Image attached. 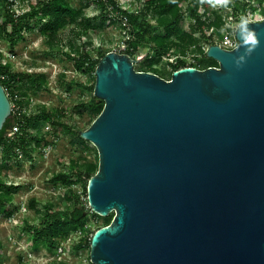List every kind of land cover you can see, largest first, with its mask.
I'll return each mask as SVG.
<instances>
[{
    "label": "water",
    "instance_id": "obj_1",
    "mask_svg": "<svg viewBox=\"0 0 264 264\" xmlns=\"http://www.w3.org/2000/svg\"><path fill=\"white\" fill-rule=\"evenodd\" d=\"M217 66L168 79L114 50L94 69L103 107L79 136L97 151L87 203L109 223L92 264H264V17L243 20ZM0 83V129L10 114Z\"/></svg>",
    "mask_w": 264,
    "mask_h": 264
},
{
    "label": "rangeland",
    "instance_id": "obj_2",
    "mask_svg": "<svg viewBox=\"0 0 264 264\" xmlns=\"http://www.w3.org/2000/svg\"><path fill=\"white\" fill-rule=\"evenodd\" d=\"M69 1L72 5L84 2ZM140 1L117 0V3L120 9L135 11ZM248 1L247 3L245 0L247 4L242 7L240 3L243 1L238 0V3H235L238 9L234 13L233 8L224 5L226 0H213L211 10L207 12L206 17L208 21H212L214 19L212 10L216 11L221 15V26L209 27L205 36L200 37L195 45L187 46L184 54H181L178 48L169 49L167 54L153 64L157 69L156 74L168 79L171 74L170 64L177 57H181L187 64L205 65L207 59L197 53L196 46L199 45L204 52L212 43L223 46L227 44V40L233 41L234 29L238 22L264 15V0ZM24 3L25 1L17 0V5L12 8L20 12L25 7ZM84 11L83 17L77 18L75 22H67L61 28L60 41L53 45L47 43L46 37L41 35L36 27L30 31H23V36L18 38L12 50H9V40L0 34L2 62H8L11 71L39 72L46 80L45 87L22 86L27 97L22 98L19 93L22 98L21 111L28 115L35 106L43 104L54 111V117L58 121L67 122L77 132L86 129L91 118L86 113L79 114L73 106L88 98L84 85L89 83L92 74L76 71L73 60L66 53L72 56L78 48L79 51L85 50L93 57H97L101 52L118 51L120 44L126 38L127 31L124 21L114 24L106 21L94 33L89 24L98 23L96 18L93 19L98 14V8L91 3ZM187 13V10L183 11L185 21L182 28L188 20ZM147 18L154 23L155 14L149 13ZM79 21H83V27L88 26L86 32L81 31V28L79 30L75 28ZM144 55L145 49H142L134 57L137 68L144 66ZM72 80L80 82L81 85L71 84ZM24 130L29 134L26 145L28 150L23 151L18 148L20 153L17 154V158L8 161V168L0 165V179L16 186L11 202L16 208L11 213L0 212V264H92L86 247L81 249L74 247L72 241L77 237L71 236L74 235L71 234L72 232L68 234L71 238L57 239L50 247L40 240H34L28 225L39 223L48 212V207L51 209L71 207V189L80 192L82 189L80 184H72L68 187L61 182L53 183L50 179L55 173L66 170L61 162L63 160L68 158H76L79 161L94 160L97 153L95 146L89 141L86 148L74 144L73 137L68 131L59 129L52 122L40 121L37 124H28ZM17 133L19 131L8 134L7 130L5 136L12 137ZM33 136L41 139L36 142ZM1 146L0 144V149ZM32 198L34 205L30 206ZM108 217H113V212L98 217L90 213L89 221L83 230L105 224Z\"/></svg>",
    "mask_w": 264,
    "mask_h": 264
},
{
    "label": "trees",
    "instance_id": "obj_3",
    "mask_svg": "<svg viewBox=\"0 0 264 264\" xmlns=\"http://www.w3.org/2000/svg\"><path fill=\"white\" fill-rule=\"evenodd\" d=\"M24 3V8L20 12L13 9L11 3L7 0H0V34L9 40V50H12L16 45L18 38L23 36V31H30L35 27L38 32L46 37L47 43L53 45L60 41L59 32L67 22H75L77 18L83 17L85 8L91 3L98 8V14L93 17L97 19V24H89L94 33L97 28L102 26L106 21L114 24L118 21H124L127 31L124 39L125 48L119 52L126 53L132 58L138 52L145 49L144 66L136 70L151 71L157 73V69L153 64L160 60L161 56L167 54L171 48H178L181 54L189 45H195L199 38L205 36L209 27H219L222 24L221 15L212 10L214 19L208 21L206 14L211 10L213 0H141L138 9L135 11H127L119 8L117 0H83L79 5H72L69 0H21ZM240 3L244 6L245 0ZM238 0H226L225 6L233 8V12H237L235 3ZM20 6V5H19ZM187 10L188 20L184 25L183 11ZM155 14V21L152 23L147 15ZM95 21V20H94ZM83 21H79L75 28L86 32L88 26H82ZM76 25V23H75ZM10 27V29H9ZM79 32V31H78ZM197 53L201 54L202 58L207 59V63L203 66L199 64H187L181 57L170 64L171 72L181 67L193 66L197 68H205L207 66H217V62L206 56L205 52L198 45L196 46ZM105 52H101L99 56L93 57L90 52L78 48L74 55L66 53L73 60L74 69L76 71L88 72L91 79L87 85H84V90L88 94V98L74 104V110L79 114L86 113L90 116V122L99 114L103 107V100L93 95L94 84V69L101 56ZM180 53L178 56H180ZM45 78L39 72H22L11 71L8 62H2V54L0 52V83L3 86L9 100H12L13 94H18L22 98L27 97L23 85L31 86L32 88L45 87ZM72 83L81 85L80 82L72 80ZM17 102L21 103V96ZM54 111L49 107L39 104L35 106L28 115L20 111V115L10 112L6 117L0 129V144L2 166L8 168V161L17 158V149L21 148L27 151L26 145L29 141L28 132L24 129L28 124H37L42 122H52L59 129L68 131L71 135L72 142L80 147L86 148L88 141L79 136V131H74L72 125L65 121H58L54 117ZM18 123L20 127L19 133L12 137H6V131L14 124ZM24 130V131H23ZM38 142L40 139L37 136L32 137ZM61 161V159H60ZM66 170L60 171L52 175L53 183L61 182L70 187L72 184H80L81 191L77 192L71 189L72 200L71 207L61 209L56 207L51 209L48 207V212L45 213L42 220L35 225H28L31 235L34 240H40L52 247L57 239L66 238L70 232L77 229L82 230V235L77 241L73 242L76 249L87 248L89 250L90 239L93 232L102 225H97L94 229L83 230L88 223V215L94 213L87 203L86 187L90 176H92L98 166V156L90 161H79L76 158H68L61 161ZM16 189L14 184H7L4 179H0V212L11 213L16 207L11 205L12 193ZM34 205V199L30 200V206ZM112 217H108L105 224L109 223ZM103 224V225H105ZM1 260V259H0Z\"/></svg>",
    "mask_w": 264,
    "mask_h": 264
},
{
    "label": "built area",
    "instance_id": "obj_4",
    "mask_svg": "<svg viewBox=\"0 0 264 264\" xmlns=\"http://www.w3.org/2000/svg\"><path fill=\"white\" fill-rule=\"evenodd\" d=\"M7 1H9L10 3H11V6H14V5H17V0H7ZM263 17H264V15H260L259 17H257V18H254V19H248V20H261V19H263ZM219 45V44H218ZM236 45V38H235V36L233 37V41H228L227 40V44H225V45H223V46H221V47H223V48H227V49H230V48H232L233 46H235ZM125 48V43L123 42V43H121L120 44V47H119V49H118V52H119V50H121V49H124ZM12 97V100H9L10 101V109H11V111H13V113H15V114H17V115H20V111L22 110V107H21V103L19 104L18 102H17V100L19 99V96L17 95V94H13V96H11ZM10 111V112H11ZM22 112V111H21ZM23 113V112H22ZM18 131H20V127H19V125H18V123H14L9 129H8V134H12V133H15V132H18ZM17 151V154H19L20 152H19V149H17L16 150ZM71 234H74V235H71V236H76L77 238L74 240V241H72V242H75V241H77L78 240V238L82 235V230L81 229H77V230H75V231H73ZM69 239V238H71L70 236H67L65 239ZM62 249H61V247H59V251H61Z\"/></svg>",
    "mask_w": 264,
    "mask_h": 264
}]
</instances>
